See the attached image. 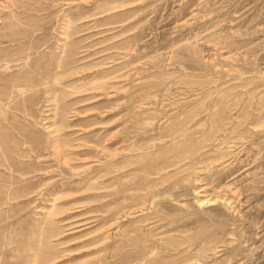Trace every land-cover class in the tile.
Wrapping results in <instances>:
<instances>
[{
    "label": "rangeland",
    "instance_id": "374dc122",
    "mask_svg": "<svg viewBox=\"0 0 264 264\" xmlns=\"http://www.w3.org/2000/svg\"><path fill=\"white\" fill-rule=\"evenodd\" d=\"M1 134L0 264H264V0H0Z\"/></svg>",
    "mask_w": 264,
    "mask_h": 264
},
{
    "label": "bare ground",
    "instance_id": "6f19581e",
    "mask_svg": "<svg viewBox=\"0 0 264 264\" xmlns=\"http://www.w3.org/2000/svg\"><path fill=\"white\" fill-rule=\"evenodd\" d=\"M92 85H94V86H96V87H94V89H100V88H102V83H98V82H96V81H94L93 83H91ZM65 85V84H64ZM70 85V84H69ZM104 85V84H103ZM67 86V85H66ZM72 86V85H71ZM61 87H63V85H61ZM68 88H69V86H67ZM66 87V88H67ZM60 88V87H59ZM65 87H63V89H64ZM82 88V87H81ZM77 89L76 91L74 90V93H79V92H83L84 91V89ZM59 90V89H58ZM73 93V94H74ZM60 125H63V124H60ZM58 126H59V124H58ZM52 126H50V128H51ZM55 127V126H54ZM60 128H62V126H59L58 128H56L55 130H54V128H53V130H54V136H56V135H58V134H56V133H59L60 131H61V129ZM65 127L63 126V128L62 129H64ZM66 130V129H65ZM61 133V132H60ZM59 133V134H60ZM63 133V132H62ZM120 133V132H119ZM49 134H51V133H49L48 132V135ZM120 135V134H119ZM0 136H2V134L0 135ZM68 138L65 134H60L59 135V137L57 138V136H56V138H57V140H56V138L55 139H52V140H54L56 143H54L53 145L51 144V146H53V150H55V152L56 153H60V152H62L63 153V150L67 147V143H68V141L66 142L65 141V139H63V138ZM3 138V136L1 137V139ZM53 138V137H52ZM119 138V137H118ZM3 140V139H2ZM67 140H69V138L67 139ZM70 141V140H69ZM130 141V140H129ZM1 142V141H0ZM27 143V142H26ZM25 143V144H26ZM48 143V142H47ZM4 144V143H3ZM2 144V145H3ZM7 144V143H6ZM22 144H23V142H22ZM71 144V143H70ZM0 145H1V143H0ZM5 145V144H4ZM28 145V144H27ZM69 145V144H68ZM118 145H120V144H118ZM23 146V145H22ZM29 146V145H28ZM27 147V146H26ZM50 147V146H49ZM70 147V146H69ZM68 147V148H69ZM117 147H119V146H117ZM121 147H122V145H121ZM23 148V147H22ZM20 149V148H19ZM18 149V150H19ZM50 149V148H49ZM105 149V148H104ZM134 149V148H133ZM8 150V149H7ZM22 150V149H21ZM23 150H24V148H23ZM45 150V149H44ZM117 150V149H116ZM123 150H125V149H118L113 155L114 156H118V154H119V152H120V154H122V153H124L123 152ZM130 150V149H129ZM4 149L2 148V150H1V156L4 154ZM13 151V150H12ZM25 151V150H24ZM132 151V150H131ZM20 153V152H19ZM21 153H22V151H21ZM29 153H31V152H29ZM42 153V152H41ZM23 155H24V153H22ZM33 154V153H32ZM69 154V153H68ZM23 155H21L22 157H23ZM34 155V154H33ZM57 155V154H56ZM64 156H65V154H63ZM24 156H26V155H24ZM121 156V155H120ZM19 157H20V154H19ZM34 157V160H39L41 157H44V156H42V155H39V154H36L35 156H33ZM113 157V156H112ZM18 158V157H17ZM66 158V157H65ZM115 158H117V157H115ZM119 158V157H118ZM63 159V158H62ZM16 160V159H15ZM14 160V161H15ZM20 160V159H19ZM32 160V159H31ZM17 161V160H16ZM25 162V161H24ZM17 163V162H16ZM20 163V162H19ZM19 163H18V165H19ZM22 163V162H21ZM34 163V162H33ZM37 163V162H36ZM9 165L8 166H10V162L8 163ZM24 164V163H23ZM7 165V164H6ZM36 165V164H35ZM20 166V165H19ZM37 166V165H36ZM36 168V167H35ZM37 168H39V167H37ZM11 169V168H10ZM17 176V175H16ZM15 176V177H16ZM18 176H21V175H18ZM8 194H9V192H8ZM8 196H10V194L9 195H7V199L8 198H10V197H8ZM6 197V196H5ZM5 201H8V200H5ZM10 201V200H9ZM5 203H7V202H5ZM134 213V212H133ZM133 213L132 212H129L128 213V216H131V215H133ZM51 214V212H49L48 213V215H47V218H49L48 216ZM52 215V214H51ZM51 215H50V217H51ZM116 215V214H115ZM115 215H106L105 216V218H104V224H107V223H111V221H113L114 219H115ZM127 215V214H126ZM54 216V215H53ZM112 225H113V223H112ZM111 226V224L109 225V227ZM36 251V250H35ZM49 262V261H48Z\"/></svg>",
    "mask_w": 264,
    "mask_h": 264
}]
</instances>
